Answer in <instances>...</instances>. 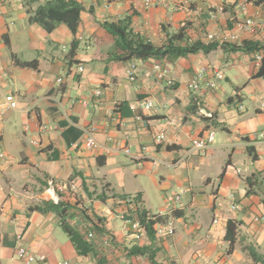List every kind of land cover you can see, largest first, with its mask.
<instances>
[{
  "label": "crops",
  "instance_id": "0c3cea01",
  "mask_svg": "<svg viewBox=\"0 0 264 264\" xmlns=\"http://www.w3.org/2000/svg\"><path fill=\"white\" fill-rule=\"evenodd\" d=\"M52 1L0 0V108L1 92L18 102V110H4L0 119V264H25L17 256L21 245L45 258L31 264H260L245 248L264 257V78H254L257 53L232 47L264 46V32L239 30L247 17L264 19V0H191L149 10L143 0H66L83 7L76 33L64 23L48 32L36 22ZM219 6L224 12L213 17ZM126 18L157 47L182 29L190 42L217 47L173 63L115 61V39L103 25ZM156 66L174 87L158 80ZM202 68L207 77L223 74L215 89L188 87ZM147 100L153 110L143 108ZM171 121L177 127L158 144ZM88 128L101 145L96 151L84 148ZM211 132L216 136L206 152L193 148V140ZM50 178L69 184L53 209L42 200ZM231 195L240 212L230 210ZM129 196L140 197L149 214L168 212L175 236L129 243L117 218ZM64 220L86 238L95 234L87 238L95 253L76 250ZM230 222L237 226L233 247ZM106 237L109 247L102 244ZM134 247L149 254L126 263L123 254Z\"/></svg>",
  "mask_w": 264,
  "mask_h": 264
},
{
  "label": "built area",
  "instance_id": "2783aa9c",
  "mask_svg": "<svg viewBox=\"0 0 264 264\" xmlns=\"http://www.w3.org/2000/svg\"><path fill=\"white\" fill-rule=\"evenodd\" d=\"M191 0H143V6L146 10L152 9V8H165L168 6H174L176 7L179 5H187L189 4ZM224 12V7L219 6L215 8V11L212 13V16L215 17L216 14ZM239 30L245 33L254 34L257 32H264V19H259L257 17L251 16L247 17L243 22L239 24ZM212 39L213 37L210 36ZM254 60L257 64H262L264 61V51H261L254 56ZM157 71V78L158 80H164L166 82V85L168 87H174L175 81L171 78L167 77L166 71H163L160 66L155 67ZM78 71L80 73L84 72V68L80 66L78 68ZM208 69L202 68L197 73L195 78L192 82L189 83V88L191 90H200L201 88H209V89H215L217 87L218 81H221L224 79V76L221 72H215L214 74L210 75L211 77H207ZM138 70L136 66H131V68L128 71V76L131 81H135L137 79ZM61 82V80H59ZM2 98L4 100L3 109L0 108V119L3 114L4 110H12L16 111L18 110V102L15 98V96L11 93H4L1 92ZM96 95H100L99 92L96 93ZM143 108L145 110H153L155 108L154 103L150 100L145 101L142 104ZM261 111L264 113V95L261 98ZM173 127L174 129L177 127V124L173 121L169 122L167 126L159 132L156 138V142L158 144H161L167 135V132L169 128ZM84 135L86 136L84 148L87 151H96L101 148L100 143L97 141L95 136V129L94 128H88L84 130ZM215 132H211L208 134L207 137L199 138L196 140H193L192 146L194 149L200 150L202 152H206L210 146L213 144L215 140ZM264 136V132L262 133V137ZM125 154L130 155L129 150H125ZM0 158L4 159L5 155L3 153H0ZM204 176H207V172L203 173ZM69 189V184L59 182L53 178L48 179L46 188L44 189L42 193V200L45 203L52 204L55 206H61L63 203V195L66 193V191ZM230 199V210L232 212H240L242 210V206L236 198L231 195L229 197ZM176 202L181 201V197L177 196L175 199ZM123 209L118 212L117 218L121 220L122 222V233L124 237L127 239L129 243L134 242H140L143 240L146 235L145 228L140 224L139 221H136L133 219L134 212L136 211L137 206V200L135 196H129L125 198L122 202ZM165 221L161 223L159 220ZM262 220L264 218H261ZM260 218H256V221L261 220ZM147 222H156V225L154 227L155 230V236L156 238H171L174 237L177 232L176 223L173 217H170L168 212L160 211L156 214H148L147 215ZM218 221L216 220L215 223ZM87 238L89 240H94L95 234L89 233L87 235ZM112 238L106 237L102 240V244L104 247H109L111 244ZM125 254V252H124ZM123 254V259L126 260V263H129L128 256ZM17 256L18 258L24 262L25 264H31L34 262H44L45 258L40 255H36L32 252H30L26 247L19 246L17 249ZM63 264H71L70 262L66 261ZM79 264V263H74ZM120 264V263H116Z\"/></svg>",
  "mask_w": 264,
  "mask_h": 264
},
{
  "label": "trees",
  "instance_id": "16d2710c",
  "mask_svg": "<svg viewBox=\"0 0 264 264\" xmlns=\"http://www.w3.org/2000/svg\"><path fill=\"white\" fill-rule=\"evenodd\" d=\"M82 11L83 7L77 2L54 0L44 8L43 12L37 14L35 20L40 25L44 26L48 32L53 30L55 24L64 23L71 29L73 33H76ZM103 27L115 39L118 54L115 55L114 60L119 62H131L134 60H159L173 63L178 59L196 55L201 51H213L217 47L216 44L206 45L202 42H190L184 29L179 31L177 34L169 36L166 45L157 47L146 38H143L141 35L134 32L131 26L130 18H126L118 23H105ZM232 50L254 54L264 51V46H261L257 43L245 42L240 47H232ZM17 64L23 68H38L37 62H17ZM254 78H264V61L262 62L260 70L257 72ZM136 200L137 206L133 215V219L139 221L140 224L145 228L147 237L150 240H154L156 237L154 230L156 222H147L146 219L149 213L143 209L140 197L137 196ZM47 205L50 209L55 207L58 208V206L52 204ZM62 228L67 233L76 250L81 255L95 253L93 243L90 242L86 237L79 234L72 226H70V224H68V222H66V220L63 221ZM236 230V224L230 222L228 224L227 240L231 243V247H233L235 244ZM245 250L256 263L264 264V257L260 255L254 247L248 246L245 248ZM149 251V248L134 247L131 250H128L126 254L127 256L147 255L149 254Z\"/></svg>",
  "mask_w": 264,
  "mask_h": 264
}]
</instances>
